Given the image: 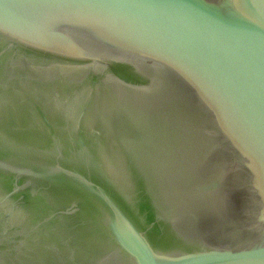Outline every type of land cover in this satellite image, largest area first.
Wrapping results in <instances>:
<instances>
[{
  "label": "water",
  "instance_id": "95a60500",
  "mask_svg": "<svg viewBox=\"0 0 264 264\" xmlns=\"http://www.w3.org/2000/svg\"><path fill=\"white\" fill-rule=\"evenodd\" d=\"M0 210V264H264V0H0Z\"/></svg>",
  "mask_w": 264,
  "mask_h": 264
},
{
  "label": "bare ground",
  "instance_id": "6f19581e",
  "mask_svg": "<svg viewBox=\"0 0 264 264\" xmlns=\"http://www.w3.org/2000/svg\"><path fill=\"white\" fill-rule=\"evenodd\" d=\"M10 107H11V106L8 107V106L6 105V106H3L2 109H3L4 111H5V110L7 111L8 109H10Z\"/></svg>",
  "mask_w": 264,
  "mask_h": 264
},
{
  "label": "rangeland",
  "instance_id": "374dc122",
  "mask_svg": "<svg viewBox=\"0 0 264 264\" xmlns=\"http://www.w3.org/2000/svg\"><path fill=\"white\" fill-rule=\"evenodd\" d=\"M0 214H1V215L5 214V213H4V210H0Z\"/></svg>",
  "mask_w": 264,
  "mask_h": 264
},
{
  "label": "flooded vegetation",
  "instance_id": "af4514ba",
  "mask_svg": "<svg viewBox=\"0 0 264 264\" xmlns=\"http://www.w3.org/2000/svg\"><path fill=\"white\" fill-rule=\"evenodd\" d=\"M122 124H123V122H122Z\"/></svg>",
  "mask_w": 264,
  "mask_h": 264
}]
</instances>
